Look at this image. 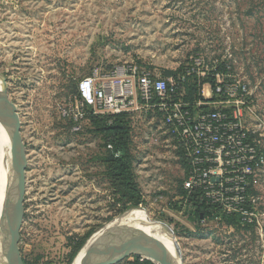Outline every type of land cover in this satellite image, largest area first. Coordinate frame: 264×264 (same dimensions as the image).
<instances>
[{"label":"rangeland","instance_id":"rangeland-1","mask_svg":"<svg viewBox=\"0 0 264 264\" xmlns=\"http://www.w3.org/2000/svg\"><path fill=\"white\" fill-rule=\"evenodd\" d=\"M196 57L228 60L248 86L254 117L264 122V0H0V100L16 110L27 158L19 245L26 264H74L96 233L103 246V237L115 234L111 224L125 214L117 211L109 153L94 116L79 131L63 116L79 102V82L94 76L119 82L133 67L166 78ZM128 115L131 168L145 201L141 211L171 231L181 264H264V224L247 232L215 221L192 224L180 196L185 162L162 117L146 110ZM3 133L0 264L14 165L11 136L0 121ZM255 175L262 214L264 165ZM116 245L113 240L107 251ZM135 257L119 264H133Z\"/></svg>","mask_w":264,"mask_h":264},{"label":"built area","instance_id":"built-area-1","mask_svg":"<svg viewBox=\"0 0 264 264\" xmlns=\"http://www.w3.org/2000/svg\"><path fill=\"white\" fill-rule=\"evenodd\" d=\"M190 64L177 78L153 77L136 67L124 71L119 82L84 78L77 86L79 102L63 116L70 117L74 131H79L88 115L156 111L185 162L184 201L196 195L223 214L236 216L241 225L261 226L264 213L249 190H254L255 171L264 165V122L254 117L248 86L233 73L228 60L196 57ZM189 76L197 79L196 93L202 98L203 86L211 87L216 109L204 110L203 100H183Z\"/></svg>","mask_w":264,"mask_h":264},{"label":"water","instance_id":"water-1","mask_svg":"<svg viewBox=\"0 0 264 264\" xmlns=\"http://www.w3.org/2000/svg\"><path fill=\"white\" fill-rule=\"evenodd\" d=\"M0 121L10 134L11 143L14 146V165L6 186V202L8 206L5 232L6 254L2 264H25L19 245L25 214L26 148L23 143L20 121L15 108L3 103L1 100ZM127 226L132 230H136L139 235L127 237L111 230L115 234L103 237L105 238V241H103L105 244L100 256L88 261L86 264H119L133 256L151 261L154 264L156 262L160 264H181V256L175 251L173 246L168 248L155 236L146 235L142 230L134 229L133 225L128 224ZM168 231L173 239L171 231L169 229ZM100 237L96 239V244L100 241ZM113 240L115 245L117 244L116 247L113 251H107V245L112 244Z\"/></svg>","mask_w":264,"mask_h":264},{"label":"trees","instance_id":"trees-1","mask_svg":"<svg viewBox=\"0 0 264 264\" xmlns=\"http://www.w3.org/2000/svg\"><path fill=\"white\" fill-rule=\"evenodd\" d=\"M185 71V70H184ZM184 71L167 72L165 77L174 76L177 78L179 75L184 74ZM197 79L193 76L185 78L183 88L185 95L183 100L186 102L194 103L202 101L203 98L196 93ZM206 83L205 81L202 84ZM216 98H211V102ZM92 124L96 128V132L102 136L104 146L107 147L109 155L106 157L107 175L116 191L113 193L118 208L119 214H124L130 210L143 209L145 201L142 198L141 192L134 179L131 164L132 158L130 154V119L128 114H120L115 116H94L92 117ZM250 194H256L251 189ZM180 196L182 203L188 208L190 215V222L196 225L199 222L215 221L220 225L231 228L236 232L252 231L254 225H241L236 216H227L221 212L219 207L209 205L206 200L199 197L192 196L186 202V193L181 190ZM248 208V205L246 206ZM90 232L85 236L79 244L76 245L72 252V258L77 254L86 240L94 233ZM26 264V262H24ZM133 264H154L151 261L144 260L140 257H135Z\"/></svg>","mask_w":264,"mask_h":264},{"label":"bare ground","instance_id":"bare-ground-1","mask_svg":"<svg viewBox=\"0 0 264 264\" xmlns=\"http://www.w3.org/2000/svg\"><path fill=\"white\" fill-rule=\"evenodd\" d=\"M3 81L0 78V88H3ZM4 133L0 135V204L4 199V176H5V165L3 162V147H4ZM7 164V163H6ZM5 206V205H4ZM5 221V220H4ZM133 225L134 229H140L146 235H153L157 239L161 240L168 248L171 245L170 232L164 225L151 221L146 214L141 210H130L125 213L122 220L116 221L111 224V230L114 232L121 233L127 237L138 236L139 233L136 230L130 229L127 225ZM3 226V216L0 210V233ZM101 235L97 233L87 243L86 250L82 252L76 259L74 264H86L88 261L93 260L100 256V252L103 250L102 244L99 242L96 244V239ZM105 243H103L104 245ZM1 256V255H0ZM81 256V257H80ZM156 264H160L156 262Z\"/></svg>","mask_w":264,"mask_h":264},{"label":"crops","instance_id":"crops-1","mask_svg":"<svg viewBox=\"0 0 264 264\" xmlns=\"http://www.w3.org/2000/svg\"><path fill=\"white\" fill-rule=\"evenodd\" d=\"M212 90L211 87L208 84H205L203 86V105H204V110H210V109H216L218 106L211 103V101H209L211 99L212 96Z\"/></svg>","mask_w":264,"mask_h":264}]
</instances>
